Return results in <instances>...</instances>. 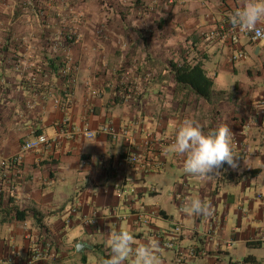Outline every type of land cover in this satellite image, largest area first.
I'll return each instance as SVG.
<instances>
[{
	"label": "crops",
	"instance_id": "crops-1",
	"mask_svg": "<svg viewBox=\"0 0 264 264\" xmlns=\"http://www.w3.org/2000/svg\"><path fill=\"white\" fill-rule=\"evenodd\" d=\"M110 1L116 22L85 28L69 48L62 40L29 39L30 28L0 19V163L37 133L52 140L24 153L18 167L0 166V192L20 210L34 207L44 215L42 229L31 214L23 222L0 217V264H25L36 248L45 254L41 264H103L110 232L121 230L137 244L154 245L157 264H174L164 243L176 236L175 225L182 226L176 241L182 264H264V196L254 183L264 176V41L239 36L232 44L227 32L243 0ZM136 31L151 32L149 39ZM192 43L216 91L231 88L217 86L218 70L232 73L235 100L209 104L176 89L162 71L170 61L190 60L180 53ZM225 47L224 62L210 68ZM236 52L251 62L237 67ZM62 62L71 66L66 80ZM186 119L205 132L229 126L239 166L224 163L206 178L185 174V157L173 144ZM71 128L75 135L68 136ZM127 153L139 161L121 169ZM193 199L210 204L212 215L190 214ZM125 264H134V255Z\"/></svg>",
	"mask_w": 264,
	"mask_h": 264
},
{
	"label": "clouds",
	"instance_id": "clouds-1",
	"mask_svg": "<svg viewBox=\"0 0 264 264\" xmlns=\"http://www.w3.org/2000/svg\"><path fill=\"white\" fill-rule=\"evenodd\" d=\"M233 27L253 33L254 39L264 40V0H243L241 7L229 17ZM234 134L227 125L205 132L200 123L186 119L178 127L173 149L176 154L185 157L183 172L206 178L219 173L218 169L227 163L237 168L240 158L234 155L232 147ZM192 215L211 216L210 204L193 199L187 206ZM134 236L126 230L111 231L108 246L110 257L103 264H125L134 255V264H157L155 246L137 244ZM79 250V245H77Z\"/></svg>",
	"mask_w": 264,
	"mask_h": 264
},
{
	"label": "rangeland",
	"instance_id": "rangeland-1",
	"mask_svg": "<svg viewBox=\"0 0 264 264\" xmlns=\"http://www.w3.org/2000/svg\"><path fill=\"white\" fill-rule=\"evenodd\" d=\"M0 3L1 17L5 25L16 24L23 28H30L31 31L27 34L29 39L57 41L64 39L65 35L68 37V39H64L67 48L74 46L75 43L83 38L82 35L85 34V28L87 29V27L91 25L100 26L110 22H116L115 20H111L109 16V13H113V11H110V0H1ZM127 6H131V8L135 9L132 4ZM118 13L124 14L122 11H118ZM161 17L170 19L169 16L166 15ZM150 33L151 32L143 33L141 31H136L134 34L145 36L143 38L149 39L147 36H149ZM129 46L130 45H127V47ZM120 47L127 50L125 49L127 47H124L122 44ZM130 48V50H134L133 48L136 47ZM136 50L138 51V49ZM143 50L148 53L149 48L146 47L143 48ZM182 50H187L190 58L197 57L196 51H194L191 45H189L188 48L183 47ZM227 52L228 49L225 47L221 51L214 53L213 60L209 63V67L215 70L219 64L224 62ZM237 54L236 52L235 56H237ZM249 61L250 60L247 58L245 60L244 58L238 59L236 66L240 67V65L243 63L247 64ZM218 73L220 76L216 81L217 86L227 89L231 86L229 91L234 93L233 99L235 100L236 91L234 89L235 87L232 86V82H234L231 80L233 76L232 73L230 74L228 71L225 72L222 70H218ZM234 80L240 82L243 81V77L239 74ZM233 99L226 102L230 103ZM236 109L238 111L239 108ZM247 133H250V131L247 130ZM69 183L70 182L67 184ZM254 183L258 185L259 191L257 194L264 196V191H261V189H264V176H259L258 180L254 181ZM238 249L244 254L249 252L243 245H239ZM260 253L261 252H257V254Z\"/></svg>",
	"mask_w": 264,
	"mask_h": 264
},
{
	"label": "trees",
	"instance_id": "trees-1",
	"mask_svg": "<svg viewBox=\"0 0 264 264\" xmlns=\"http://www.w3.org/2000/svg\"><path fill=\"white\" fill-rule=\"evenodd\" d=\"M1 6V5H0ZM121 18H123L121 16ZM0 19L2 25L5 26V23L2 20L1 17V11H0ZM166 19H163L162 21H165ZM231 26L230 21L228 20L227 27ZM9 29V27L7 28ZM6 34V39H10V31H8ZM193 39L196 37L194 35H191ZM190 36V37H191ZM64 39H68L67 36L64 35ZM191 37V38H192ZM18 39H20L18 37ZM62 39V41H64ZM71 39V38H70ZM74 39V38H73ZM72 42V41H71ZM191 47L196 51L197 57L190 58V60L183 59V60H177L176 62L170 61L168 65L165 67L162 65V71L168 72V75H172L174 78V82L177 86L176 89L182 90H188L189 92L193 93L197 98L204 100L205 102L209 104H215L220 101H229L233 97V93L231 91H216L214 89V83L213 80L209 77H207L205 70L203 69V66L201 62L199 61L200 53L197 50V46H195V43H192ZM183 52V54H182ZM185 54L188 55L187 50H181L180 55L183 57ZM66 64L63 62L59 65L60 67L63 66V79H69L71 74V66L67 69ZM39 133H37L38 135ZM0 166L2 168H12L13 165H7L2 166L0 163ZM19 166V165H18ZM17 166V167H18ZM6 196L0 192V217L3 223L6 222H23L28 217L29 214H31L32 219L34 221V224L37 228L42 229L43 228V219L44 215L35 209L34 207H29L27 209L20 210L15 204L12 197H6ZM102 255V261L104 259L109 258L108 256Z\"/></svg>",
	"mask_w": 264,
	"mask_h": 264
},
{
	"label": "built area",
	"instance_id": "built-area-1",
	"mask_svg": "<svg viewBox=\"0 0 264 264\" xmlns=\"http://www.w3.org/2000/svg\"><path fill=\"white\" fill-rule=\"evenodd\" d=\"M227 32H228V36L229 39L231 41L232 44H237V40L239 36H243L249 39L250 42L252 43H257L260 41H264V40H257L254 39L253 33L251 32H247V31H241L240 29L233 27L232 25L229 26L227 28ZM217 36H220L219 33H216ZM213 34V35H216ZM244 57V54L239 52L237 54V56H235V54L232 57V60H238ZM107 129H104L103 132H106ZM68 136H72L75 135V130L73 128L68 130ZM82 134L85 137L88 138H93L94 134L87 131V130H83ZM52 140L48 139L46 136L44 135H37L35 137H33L31 140L26 141L24 143H22L19 152L15 155H13L12 157L5 159L3 161H1V165L2 166H7V165H13L14 167H17L21 160H22V156L24 153L30 152V151H34L42 146H47V145H51ZM139 159L137 156H135L134 154L131 153H127L125 154L122 159L119 161V167L121 169H126L130 166L136 165L138 163ZM116 191L118 192V195L121 196L122 194H124L126 191L123 189V184L119 183L116 185ZM182 231V226L181 225H175L174 229H173V234H175L176 236H173V238H171L170 240H167L164 243V246L166 249H171L174 251V264H182V261L184 260V251L179 247V245H177L176 241L177 238L179 237V234ZM189 254H193V251L190 250ZM45 259V254L43 253L42 250L40 249H33L31 250V253L29 255V257L26 260L25 264H41V262ZM1 264H10L7 262H3Z\"/></svg>",
	"mask_w": 264,
	"mask_h": 264
}]
</instances>
